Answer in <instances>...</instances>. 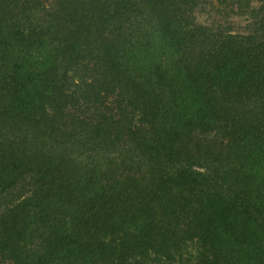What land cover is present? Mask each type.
<instances>
[{
	"label": "trees",
	"instance_id": "16d2710c",
	"mask_svg": "<svg viewBox=\"0 0 264 264\" xmlns=\"http://www.w3.org/2000/svg\"><path fill=\"white\" fill-rule=\"evenodd\" d=\"M207 1L0 0V264H264V0Z\"/></svg>",
	"mask_w": 264,
	"mask_h": 264
},
{
	"label": "rangeland",
	"instance_id": "374dc122",
	"mask_svg": "<svg viewBox=\"0 0 264 264\" xmlns=\"http://www.w3.org/2000/svg\"><path fill=\"white\" fill-rule=\"evenodd\" d=\"M194 20L199 24L210 26L214 29H230L244 32L249 27V19L246 14H237L233 0H224L218 3L216 0H208L200 3L193 10Z\"/></svg>",
	"mask_w": 264,
	"mask_h": 264
}]
</instances>
